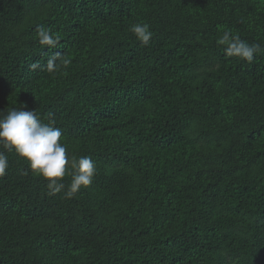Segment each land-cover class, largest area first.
Wrapping results in <instances>:
<instances>
[{
  "label": "trees",
  "instance_id": "obj_1",
  "mask_svg": "<svg viewBox=\"0 0 264 264\" xmlns=\"http://www.w3.org/2000/svg\"><path fill=\"white\" fill-rule=\"evenodd\" d=\"M227 29L264 47V0H0V112L54 119L97 169L64 199L6 153L0 264H264V54L227 57Z\"/></svg>",
  "mask_w": 264,
  "mask_h": 264
},
{
  "label": "clouds",
  "instance_id": "obj_2",
  "mask_svg": "<svg viewBox=\"0 0 264 264\" xmlns=\"http://www.w3.org/2000/svg\"><path fill=\"white\" fill-rule=\"evenodd\" d=\"M129 31L135 35L142 46L152 40L153 32L148 23H134ZM36 35L42 48L48 50L60 44L59 34L43 25L37 27ZM216 45L222 47L227 57H237L249 63L257 54H264L261 43H249L231 29L224 30L216 39ZM71 60L62 52H54L45 65L35 61L29 65L35 71L40 69L55 73L67 68ZM26 107V106H21ZM62 141V130L55 127V120L42 122L36 110L25 111L9 108L0 112V177L9 168L6 153L14 152L25 160L31 172L42 177L47 183L48 195L56 196L63 192L64 199H73L82 188H88L96 175V164L91 156H70ZM71 177L65 191V177Z\"/></svg>",
  "mask_w": 264,
  "mask_h": 264
}]
</instances>
